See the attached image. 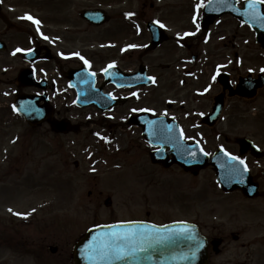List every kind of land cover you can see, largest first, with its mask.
<instances>
[{
  "label": "flooded vegetation",
  "instance_id": "obj_1",
  "mask_svg": "<svg viewBox=\"0 0 264 264\" xmlns=\"http://www.w3.org/2000/svg\"><path fill=\"white\" fill-rule=\"evenodd\" d=\"M16 1H28L25 2L28 5L22 6L33 9V0ZM78 1L81 0L44 1V34L49 40H44L43 45L35 39L33 29L24 28L23 21L13 23L18 36L29 41L32 48L40 49V60L34 67L40 77L47 80L51 100L75 99L76 92L65 89L70 83L69 76L76 77L78 82L91 83L94 78L89 73L94 72L97 88L108 98L115 96L120 101L107 113L111 118L99 126L111 133L126 131L131 148L141 147L143 143L144 151L148 157L151 155L153 149L144 132L146 127L153 128L149 122L157 121L160 122L157 129L183 131L185 141L199 144L209 157L221 149L247 162L256 160L252 153L241 149V137H228V131L235 133L240 124L237 106L247 112L250 100L262 99L264 94L263 83L253 100L246 99L251 86L241 83L243 78H259L261 82L264 78V71L258 70L264 69V49L258 44L255 32L244 25L238 15L248 0H227L225 4L201 9L197 19L199 31L192 23L198 0H125V3L124 0H107L108 23L103 27L83 20L82 10L74 11ZM204 3L207 5V0ZM128 13L134 15L129 18ZM5 15L11 21L20 18L19 14L13 18ZM155 21L165 27L160 28ZM106 29L110 36L101 38ZM185 32H196V35L178 39ZM10 33L7 28L3 38L9 40ZM74 53L89 61L91 68ZM46 62L51 69L42 72L39 65ZM109 64L115 65L108 72L111 84L104 85L103 70ZM148 77L155 79L151 86L144 85ZM123 78L138 85L116 87L114 82ZM28 93L38 94L39 90L30 89ZM61 114L62 111H58L57 115ZM218 196L216 207L220 209L221 220L217 225L209 223L203 227L209 241L208 264H215V257L230 251L231 243L246 250L244 255L236 250L235 264H264V189H259L254 199L241 190L220 191ZM251 230L256 231L255 236L246 239L245 235ZM213 241L220 242L219 254L214 252ZM63 249L62 255L65 254Z\"/></svg>",
  "mask_w": 264,
  "mask_h": 264
},
{
  "label": "rangeland",
  "instance_id": "obj_2",
  "mask_svg": "<svg viewBox=\"0 0 264 264\" xmlns=\"http://www.w3.org/2000/svg\"><path fill=\"white\" fill-rule=\"evenodd\" d=\"M44 1L33 0L34 14H39L43 20ZM4 2L5 11L11 14L10 7L22 6L28 1ZM100 7L107 10V0L92 3L81 0L74 11ZM26 10L22 8L21 14ZM33 29L36 30V26ZM5 31L4 21L0 20V36ZM103 33L101 38L110 36L109 29ZM13 43L11 49L17 44L27 46L26 40ZM21 66V59L13 55V51L3 54L0 76L4 70L13 72ZM8 77L10 79L0 83V264H70L62 255V248L69 250L74 237L87 228L86 225L97 221L149 217L156 223L182 219L206 225L213 221L211 216L216 220L221 216L216 207L220 190L212 169L195 177L177 167L166 170L154 166L143 143L141 147L131 148L126 131L110 133L111 130L96 125L100 115L91 110L62 106L59 100L56 109H65L61 108L65 112L59 118L93 124L85 126L79 136H57L49 131L48 125L32 130L22 118L11 113L10 104L18 91L13 83L16 76ZM65 103L69 105L68 101ZM251 107H258L259 111L253 113ZM236 110L240 124L235 133L228 131V137H248L264 145V94L262 99L249 104L247 112L238 106ZM91 130L101 137L111 138L112 142L108 145L94 138ZM263 162H256L254 169L259 179L255 174L253 177L261 189H264L260 174ZM109 197L113 201L111 208L104 204ZM255 234L256 231L251 230L245 237L251 239ZM49 246H57V254H51ZM236 250L243 255L246 252L231 243V250L215 257V264H235Z\"/></svg>",
  "mask_w": 264,
  "mask_h": 264
},
{
  "label": "snow or ice",
  "instance_id": "obj_3",
  "mask_svg": "<svg viewBox=\"0 0 264 264\" xmlns=\"http://www.w3.org/2000/svg\"><path fill=\"white\" fill-rule=\"evenodd\" d=\"M227 0H207V5L204 3V0H198V2L194 6V15L192 19V23L195 25L196 30L199 31L200 25L197 23V19L200 14V10L213 5L214 3L217 4H225ZM264 4V0H248L247 4V11L244 13V15L248 16L249 19L255 22H259L261 25H264V15L261 14V12L258 10V5ZM129 18H131L133 13L126 14ZM21 19H25L30 21L32 24L36 26V31L41 35V37L44 40H49L48 36L43 35V33L40 31V25L41 22L32 17L29 14H26L25 16L21 17ZM154 23H158L160 28H164L165 25L160 23L159 21H155ZM196 32H185L182 36H178V39H184L188 36H195ZM131 48L137 47L136 45H129ZM127 50V49H125ZM23 51L22 49L17 48L16 51L13 53V55H16V53ZM32 50L29 49L28 52L30 53ZM75 56H77L80 60H82L86 67L91 68V65L89 61H87L83 56H80L79 53H74ZM67 58V57H65ZM114 64H109L107 68H105L103 71L105 74L109 72L110 69L114 68ZM261 71H264V69H261ZM90 76L95 77L96 73L90 72ZM148 79L153 80L155 82V79L153 77H149ZM215 79V77H213ZM123 86V85H121ZM133 95H137L136 93H133ZM112 99H116L115 96L112 97ZM16 109L14 108V111ZM132 111H136V109H132ZM142 111H147V109H142ZM150 126L154 125L155 122H149ZM99 135V134H97ZM181 137H183V131H181ZM100 139L105 140L106 138L100 137ZM207 155V153H205ZM225 155H229L228 153H225ZM230 161H238L240 165H243V172H247L248 168L245 164V161L243 159H240L237 156H231L229 155ZM239 173V170L232 167L231 165L228 166V178L232 179L235 178ZM11 212L12 209H9ZM15 215H23L21 213H14ZM23 218H27V215H24ZM128 225H134V227L128 228L125 231H116V229L124 228L125 226L123 224H117V225H103L101 227H105L110 229L111 231L105 232L100 237H94L93 240L86 246L84 251L88 253V259L92 262V264H99L100 261L106 262V264H111L113 260H125L129 257L136 256L139 253H145L148 251V247H146V244L148 246H151V244L154 243H162L166 239H170L171 235L168 237H162L159 235L160 228H158L155 225H145L143 222L140 221H129L127 222ZM183 225V227L178 231L172 233V235H190L191 230L187 227L184 222H179ZM164 229H167V226H161ZM195 247L198 249L199 247H202V244L197 242ZM193 256H195V252L192 253Z\"/></svg>",
  "mask_w": 264,
  "mask_h": 264
},
{
  "label": "water",
  "instance_id": "obj_4",
  "mask_svg": "<svg viewBox=\"0 0 264 264\" xmlns=\"http://www.w3.org/2000/svg\"><path fill=\"white\" fill-rule=\"evenodd\" d=\"M22 81L24 82V85L33 84L31 74L29 73H24ZM27 100L28 99L23 98L18 99L17 107L19 112L29 123L36 125L41 124L45 120H50L51 115L47 107L44 106L40 108L38 106L39 104L37 99L32 101ZM51 124L56 131L62 132L64 131L63 128H65V131L68 130L66 129L67 124L65 122H51ZM154 161L161 162L164 161V158L154 156ZM176 161L183 162L187 161V159L176 158ZM170 165L171 163L166 164V166ZM182 165H184L186 170H189L187 169V162H184ZM131 227H134V225H126L124 228L116 229V231H125ZM182 227L183 225L181 223L167 226V229L158 227L161 229L159 233L160 236L168 237L171 235V238L166 239L159 244L153 242L151 246L146 244V247H148L147 252L139 253L136 256L129 257L125 260L112 261L111 264H204L206 245L195 227L187 225V227L191 230L190 235H172V233L178 232ZM108 231L111 230L103 227L89 233L87 239L76 249V253H81L82 256H76L79 264H92V262L88 259V253L84 251V249L94 237H100ZM197 242L201 243L202 247L197 249L195 247ZM193 252H195V256L192 255ZM99 264H106V262L100 261Z\"/></svg>",
  "mask_w": 264,
  "mask_h": 264
}]
</instances>
